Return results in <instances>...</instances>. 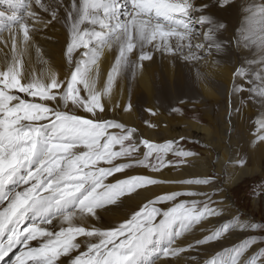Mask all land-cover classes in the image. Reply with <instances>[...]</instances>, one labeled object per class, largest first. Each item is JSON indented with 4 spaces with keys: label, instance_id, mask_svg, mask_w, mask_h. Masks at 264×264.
<instances>
[{
    "label": "snow or ice",
    "instance_id": "6c2138e0",
    "mask_svg": "<svg viewBox=\"0 0 264 264\" xmlns=\"http://www.w3.org/2000/svg\"><path fill=\"white\" fill-rule=\"evenodd\" d=\"M34 4L51 19L45 21L32 0H10V7H22L26 15L0 26V32L10 33L7 40L0 36L7 49L0 63V260L18 248L13 264H177L181 257L185 264H264V247L249 254L257 244L255 236L201 259L202 246L227 234L264 230L239 213L204 227L210 217L229 211L220 207L225 199H213L223 195L219 189L167 191L136 203L151 186L212 185L214 177L158 178L164 169L198 154L178 148L176 141L145 139L137 128L109 117L117 109L133 111L130 101H112L117 79L135 76L156 53L199 61L213 50H227L218 39L226 25L215 19L209 4L71 0L63 53L68 70L62 73L47 66L34 40L38 24L47 27L58 19L60 0ZM216 4L224 8L232 0ZM243 13L235 46L251 55L246 66L235 69L233 79L251 87L234 84L233 92L247 91L248 99L264 104V3L247 0ZM197 24L205 30L198 31ZM201 37L203 42H195ZM33 49L46 65L39 74L29 67ZM105 50L113 52L114 63L101 83ZM147 111L156 115L151 108ZM256 123L257 138L264 141V118ZM245 163L238 161L241 167ZM138 170L142 173L133 174ZM114 208L128 211L121 220L106 222L104 214ZM197 232L206 234L187 242Z\"/></svg>",
    "mask_w": 264,
    "mask_h": 264
},
{
    "label": "bare ground",
    "instance_id": "6f19581e",
    "mask_svg": "<svg viewBox=\"0 0 264 264\" xmlns=\"http://www.w3.org/2000/svg\"><path fill=\"white\" fill-rule=\"evenodd\" d=\"M203 2L209 4L211 14L215 19L226 25V29L218 34V39L226 43L227 48L232 47L235 44L237 30L243 23V8L247 0H232V4L224 8H220L216 4V0H203ZM32 3L34 10L45 21L51 19L49 13L35 7L34 0H32ZM70 3L71 0H60L57 13L58 19L52 21L47 27L38 24V31L34 35L35 43L41 49L42 59L48 62V66L52 63L59 64L61 68L59 72L68 70L63 53L68 39V29L65 24L66 8ZM255 3L261 4L264 1L255 0ZM231 9H234L235 19L232 17ZM0 13H3L0 16V26L12 24L10 18L13 16L26 15L24 8L10 7V0H0ZM195 27L201 32L205 30L201 29L198 24ZM9 34L8 30L0 32V36L5 40L8 39ZM195 42H203L202 37ZM234 48L237 49L236 46ZM4 51H7V49H4L3 44H0L1 60H3ZM250 55L248 50L238 49L231 66L222 61L225 56L224 52L218 54L214 50L211 56L199 61H185L183 58H174L171 55L156 53L154 60L145 61L144 68L138 69L135 76L128 73L126 78L117 79L112 90V101L121 105H127L130 101L133 105V111L124 113L121 109H117L115 113H109L110 118L115 115L117 119L126 123L129 127L137 128L140 136L156 143H164L168 140L176 141L183 137V139L192 140L201 149L202 153L200 155L188 158L187 163L175 167L176 171H172L171 167L164 169L163 176H158V178L178 180L214 177L212 185L165 184L151 186L150 191L142 192L141 196L137 197L136 203L143 201L145 197L154 198L155 195L169 189H191L208 193L219 189L223 195L218 194L213 199H225L226 203L220 205V207L229 211L223 217H210L209 221L204 222V227H215L217 224L223 223L225 219H230L236 213H239L242 219L254 221L251 216L236 207L228 192V189L242 178L262 174L264 170V141H259L257 138L259 133H257L256 123L257 120L264 118V104L256 103L258 108L256 113L259 118L251 126L249 133L252 131L253 133L250 135L248 133L249 129L245 130L246 124L243 122L245 120L243 114L247 116L253 111L246 108L241 110L239 103L241 97L247 95L248 92H233L234 84L243 83L244 87H249V84L240 79L234 81L233 72L242 64L245 65L243 60H248ZM113 63V52L105 50L100 59L101 83L106 80L107 73ZM43 65L37 58L35 49H33L32 61L29 67L35 69L39 74ZM197 73L201 74L200 77L197 76ZM220 86L224 88L222 95H220ZM221 98L223 103L216 109L215 103ZM197 99L200 100V105L212 103L214 108H211V111L202 110V116L199 117L188 112V116L193 119L187 118L184 116L185 114L179 111H173L175 109L172 105L173 102L179 100L186 106L189 102ZM237 107L239 108L238 111H236ZM149 108L156 115L148 112L147 109ZM176 113H180V115H174ZM149 124H153L155 127H149ZM242 139L245 140V149L237 144ZM244 158L247 161L246 168H242L238 164V161ZM141 173L142 170L135 174ZM258 204L259 201L254 199L253 207L258 208ZM127 211L126 208H114L104 214V220L115 223L121 220ZM204 234L206 233L197 232L195 237L189 236L187 242H191L194 238H202ZM252 235H255V232L243 233L236 231L227 234L221 241L202 246L201 259H210L217 251L239 244ZM32 243L35 244V241ZM258 247V245H254L249 250V254L256 252ZM18 251V248L14 249L3 260H0V264H13ZM177 264H185L184 258L181 257Z\"/></svg>",
    "mask_w": 264,
    "mask_h": 264
},
{
    "label": "rangeland",
    "instance_id": "374dc122",
    "mask_svg": "<svg viewBox=\"0 0 264 264\" xmlns=\"http://www.w3.org/2000/svg\"><path fill=\"white\" fill-rule=\"evenodd\" d=\"M262 1H264V0H262ZM230 12L232 14V17L235 19L234 9H231ZM234 46H235V44L232 47L227 48V50L224 52L225 56L222 58V61H225L226 64H229L231 66L233 65L234 57L236 56V53L238 52V49H235ZM244 50H246V49H244ZM2 61L3 60H1V58H0V63H2ZM243 62L246 66L247 60L245 59V60H243ZM50 66L52 68L56 69L57 71L61 70L59 64H53L52 63V64H50ZM45 67H46V65H43L42 69H44ZM63 72H64V70H63ZM249 87H251L250 84H249ZM246 88H248V87L245 86V89ZM223 89L224 88L222 86H220V95H222ZM245 92H247V91H245ZM249 95L250 94L247 93V95H244L241 97V99H240L241 101L239 100V103L241 105V110L246 108L248 110L253 111L250 114H248L249 116L248 115L246 116V114H243V117L245 118V120H243V119L242 120L246 124L245 130L249 129L248 133L250 131L251 126L256 122L257 118H259L258 114L256 113L258 110V108L256 106L257 102L254 103V102H252L254 100L248 99ZM255 99L258 100V98H255ZM199 101H200L199 99L194 100L193 102L191 101L188 104H186V106H185L184 104L181 103V101L178 100V101L173 102L172 105H174L173 107L175 109H179L180 113L185 114L184 116H186L187 118H190V116H188V112L192 113L193 116L199 117V116H202V112H203L202 110L211 111V108H214L212 106L214 104H212V103H205L203 105H200ZM222 103H223L222 98L218 99V102L216 101V103H215V108L218 109L222 105ZM208 106H210V107H208ZM238 109L239 108L237 107L236 111H238ZM253 109H255V110H253ZM180 113H176L174 115H180ZM190 119H193V118H190ZM252 133H253V131L249 134L251 135ZM176 142H178L176 146L180 149H183L185 151H192V152H195L199 155L202 153L200 147L198 145H196V143L193 142L192 140L177 139ZM237 144L239 145V147L243 146L244 149L246 147L245 140L243 141V139L239 140ZM244 153H246V152L244 151ZM168 158L172 159V160L177 159V157H174L172 155H169ZM244 160L246 161V158H244ZM245 165H246V163H245ZM245 165L242 168H246ZM169 167L172 168V171L173 170L176 171L175 167H173V166H169ZM138 171H140V170H138ZM263 171H262V174H254L250 177L242 178V180L236 182L234 185H232L228 189V192L231 196V199H232L233 203L236 205V207L243 210L245 212V214L251 216L252 219L256 223H259L262 225H264V205H263V202H264V173H263ZM135 173L136 172H134L133 174H135ZM173 190L174 189H169V190L163 191L159 194H163L167 191H173ZM175 190H184V189H175ZM254 199H257L259 201L258 208L253 207ZM254 232H255V235H252V236H255L257 238V244L256 245L259 246L258 249L256 250V252H257V251H259L260 248L264 247V230L258 229Z\"/></svg>",
    "mask_w": 264,
    "mask_h": 264
}]
</instances>
